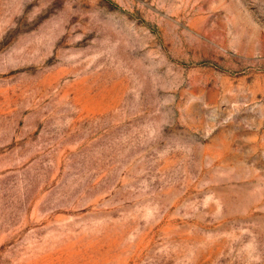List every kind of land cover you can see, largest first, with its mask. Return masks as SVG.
<instances>
[{"label": "rangeland", "instance_id": "rangeland-1", "mask_svg": "<svg viewBox=\"0 0 264 264\" xmlns=\"http://www.w3.org/2000/svg\"><path fill=\"white\" fill-rule=\"evenodd\" d=\"M0 264H264V0H0Z\"/></svg>", "mask_w": 264, "mask_h": 264}]
</instances>
